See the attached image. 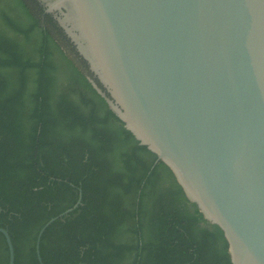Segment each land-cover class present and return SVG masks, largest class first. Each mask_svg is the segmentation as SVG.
<instances>
[{
	"label": "trees",
	"instance_id": "obj_1",
	"mask_svg": "<svg viewBox=\"0 0 264 264\" xmlns=\"http://www.w3.org/2000/svg\"><path fill=\"white\" fill-rule=\"evenodd\" d=\"M90 78L38 0H0V226L14 264H40V227L79 193L40 236L44 264H233L221 227Z\"/></svg>",
	"mask_w": 264,
	"mask_h": 264
},
{
	"label": "water",
	"instance_id": "obj_2",
	"mask_svg": "<svg viewBox=\"0 0 264 264\" xmlns=\"http://www.w3.org/2000/svg\"><path fill=\"white\" fill-rule=\"evenodd\" d=\"M38 2L124 126L221 227L232 263L264 264V0ZM80 197L40 227V264L43 230Z\"/></svg>",
	"mask_w": 264,
	"mask_h": 264
}]
</instances>
